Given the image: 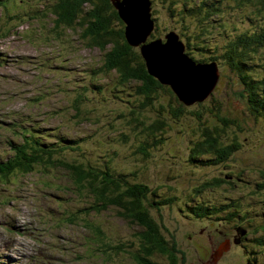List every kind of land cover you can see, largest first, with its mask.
I'll return each instance as SVG.
<instances>
[{
  "label": "rangeland",
  "instance_id": "rangeland-1",
  "mask_svg": "<svg viewBox=\"0 0 264 264\" xmlns=\"http://www.w3.org/2000/svg\"><path fill=\"white\" fill-rule=\"evenodd\" d=\"M54 1L6 0V7L0 6V161L11 155L7 142L20 140L14 131L23 122H35L45 133L79 138L82 150H65L58 156H84L97 164L105 163L108 156L115 169L133 173V180L170 199L153 207L151 215L180 249L184 258L180 264H248V258L264 264V188L255 184L264 170V123L248 113L238 75L220 59L221 46L233 35L264 26V8L257 0L241 6L235 0H216L212 6L219 10L197 20L178 14L182 0H152L153 28L145 42L154 38L165 42L169 31L180 33L183 53L194 63L215 61L219 74L210 94L190 104L165 84L172 95L160 91L140 117L150 121L158 116L165 122L164 131L155 133L160 142L148 157H142L135 145L144 138L131 133L134 121L129 112L139 110L142 98L132 86L115 84L113 73H93L102 64V51L87 46L80 37L85 24L76 23L73 29L53 27ZM114 25L118 28L115 20ZM128 45L139 50V45ZM257 64L254 73L262 74L264 50ZM178 103L203 112L217 105L238 123L229 135L235 134L240 145L224 165L189 164L188 147L196 134L185 110L183 116L172 117L171 107ZM210 177L224 181L213 190L194 191ZM4 180L0 181V264H131L124 254L104 257L103 246L91 241L87 222L101 221L109 243L114 244L132 237L131 224L111 208L87 215L76 211L85 206L87 196L77 193L64 168L37 165L26 173L11 172ZM237 197L240 212L246 211L240 218H196L187 213L194 202Z\"/></svg>",
  "mask_w": 264,
  "mask_h": 264
},
{
  "label": "trees",
  "instance_id": "trees-1",
  "mask_svg": "<svg viewBox=\"0 0 264 264\" xmlns=\"http://www.w3.org/2000/svg\"><path fill=\"white\" fill-rule=\"evenodd\" d=\"M215 1L182 0L179 3L178 14L193 16L198 20L199 17L211 15L213 10L214 13L219 10L216 5L212 6ZM5 2L6 0H0V6L5 8ZM235 2L241 6L250 0H235ZM86 4L88 7H84ZM256 4L259 8H264V0H257ZM175 10L169 9L171 13ZM50 12L55 16L53 18L54 28L62 26L73 29L74 25L85 24L80 37L85 39L87 46L97 47L103 55L102 64L93 71L94 74L96 72L98 76V74L113 73L115 84L119 87L132 86L133 92L142 98L139 102V110L129 111L130 120L134 121L130 129L133 135L137 134L144 138L135 145V152L141 153L142 157H148V151L160 142V139L155 137V133L164 131L165 122L158 116L150 121L140 118L142 111L150 106L157 96H160V91L171 95L173 92L167 85L160 83L148 73L139 50L128 45L124 37V22L119 18L111 0H55ZM114 20L118 28H115ZM181 35L188 37L185 32ZM184 41L187 50L191 49L188 41ZM221 47L220 59H224L225 65L238 75L248 113L254 119L264 123V71H259L262 74L254 73V66H260L257 64L258 56L264 50V26L251 30L243 29ZM200 48L208 47L200 46ZM215 58L214 55L209 59ZM263 67L264 65L261 67L264 70ZM79 97H76L77 101L81 100L80 94ZM119 97L120 95L117 99ZM199 106L202 105L199 104ZM171 108L172 117L183 116L185 110L194 123V134L196 135L188 147L187 161L190 165L195 167L224 165L239 148L240 143L237 136L229 135V129L233 126L238 127V123L222 114L220 106L214 105L207 112L198 109L187 110L180 103L177 107ZM78 113L79 110L76 115ZM38 126L35 122L29 121L17 126L14 132L20 136V140L7 142L11 155L0 161V181L4 179L7 181V174L11 172L26 173L37 165L43 168L62 167L70 174L77 193L82 197L87 196L88 201L85 206L79 207L76 211L87 215L92 211L98 213L111 208L115 210L117 217L131 224L132 237L114 244L109 243L101 221L100 224L94 220L87 222L92 229L91 241L103 246L104 257L111 258L113 253L115 255L124 254L131 264H180L184 261V258L181 259V251L175 242L164 235L160 224L151 215L153 207L156 208L161 203L168 202L169 198H160L156 190L151 189L148 184L133 180L131 178L133 173L115 169L110 165L111 159L108 156L105 158V163L98 164L84 156L74 155L71 158L58 156L65 150H82L81 141L79 138L57 132L45 133L39 130ZM48 138H53V140L47 142ZM234 176L241 179L233 173ZM259 176L261 180L255 184L257 188L263 189V169L259 171ZM223 181L221 177H210L195 186L194 191L213 190L218 188ZM229 188L233 189L234 184L229 185ZM238 198L237 200H219L217 203L194 202L188 207L187 213L196 218L214 217L220 220H231V217L235 215L240 218L246 215V211L240 212L242 206ZM247 263L258 264L254 259L251 261L249 258Z\"/></svg>",
  "mask_w": 264,
  "mask_h": 264
},
{
  "label": "water",
  "instance_id": "water-1",
  "mask_svg": "<svg viewBox=\"0 0 264 264\" xmlns=\"http://www.w3.org/2000/svg\"><path fill=\"white\" fill-rule=\"evenodd\" d=\"M119 18L124 22V36L130 45H139L147 71L169 85L180 100L192 103L206 98L218 79L215 61L194 63L183 53L184 45L175 31L145 42L153 28L151 0H111Z\"/></svg>",
  "mask_w": 264,
  "mask_h": 264
},
{
  "label": "bare ground",
  "instance_id": "bare-ground-1",
  "mask_svg": "<svg viewBox=\"0 0 264 264\" xmlns=\"http://www.w3.org/2000/svg\"><path fill=\"white\" fill-rule=\"evenodd\" d=\"M151 3H152V0H151ZM152 6V5H151ZM20 243V242H19ZM47 252V251H46ZM50 262V261H49Z\"/></svg>",
  "mask_w": 264,
  "mask_h": 264
},
{
  "label": "flooded vegetation",
  "instance_id": "flooded-vegetation-1",
  "mask_svg": "<svg viewBox=\"0 0 264 264\" xmlns=\"http://www.w3.org/2000/svg\"><path fill=\"white\" fill-rule=\"evenodd\" d=\"M199 258V257H198ZM201 261H203L202 259H200Z\"/></svg>",
  "mask_w": 264,
  "mask_h": 264
}]
</instances>
